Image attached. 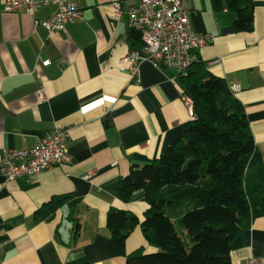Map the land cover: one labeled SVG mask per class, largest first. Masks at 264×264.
<instances>
[{"label": "crops", "instance_id": "0c3cea01", "mask_svg": "<svg viewBox=\"0 0 264 264\" xmlns=\"http://www.w3.org/2000/svg\"><path fill=\"white\" fill-rule=\"evenodd\" d=\"M72 1L84 21L50 33L40 23L55 6L28 15L4 12L0 0V157L4 149L33 147L55 126L69 130L67 165L43 170L34 181L5 182L0 174V264H127V256L155 250L137 226L125 241V255L115 256L107 213L119 209L143 220V193L124 203L118 183L130 168L164 153L192 119L174 70L144 61L134 83L120 64L142 48L141 29L126 14L139 0ZM248 1L252 31L236 32L227 0H181L194 32L213 38L196 51L197 59L243 106L264 162V0ZM41 89L44 102L38 101ZM62 197L53 215H35ZM242 240L232 264L264 261V216L252 221Z\"/></svg>", "mask_w": 264, "mask_h": 264}, {"label": "trees", "instance_id": "16d2710c", "mask_svg": "<svg viewBox=\"0 0 264 264\" xmlns=\"http://www.w3.org/2000/svg\"><path fill=\"white\" fill-rule=\"evenodd\" d=\"M227 6L236 13L235 31L251 32V2L227 0ZM178 78L192 100V119L164 153L120 179V200L127 203L141 191L147 209L141 222L124 210L107 213L110 248L124 256L125 241L139 226L157 251L135 252L127 264H232L242 232L264 216V162L225 80L198 59ZM64 200L52 199L35 215L50 217Z\"/></svg>", "mask_w": 264, "mask_h": 264}, {"label": "built area", "instance_id": "2783aa9c", "mask_svg": "<svg viewBox=\"0 0 264 264\" xmlns=\"http://www.w3.org/2000/svg\"><path fill=\"white\" fill-rule=\"evenodd\" d=\"M48 5L55 6L56 10L40 26L50 33L84 21L83 12L72 0H3V11L33 15ZM119 11L120 5L115 4V14ZM126 14L129 24L139 27L142 34V48L131 50L120 61L134 83H139V68L144 61L151 62L159 70L171 69L177 76L186 75L197 60L196 51L213 41L208 34L194 32L181 0H139L137 5L126 10ZM231 89L237 90L238 84ZM37 95L39 102L46 100L43 89ZM182 101L192 116V100L183 94ZM68 138L69 130L55 126L31 148L2 150L0 174L5 182L18 178L34 181L43 170L67 165ZM244 264H264V261L248 258Z\"/></svg>", "mask_w": 264, "mask_h": 264}, {"label": "rangeland", "instance_id": "374dc122", "mask_svg": "<svg viewBox=\"0 0 264 264\" xmlns=\"http://www.w3.org/2000/svg\"><path fill=\"white\" fill-rule=\"evenodd\" d=\"M155 251H157V250H153L152 252H150V253H153V252H155Z\"/></svg>", "mask_w": 264, "mask_h": 264}]
</instances>
